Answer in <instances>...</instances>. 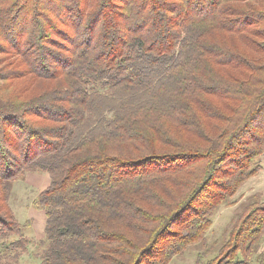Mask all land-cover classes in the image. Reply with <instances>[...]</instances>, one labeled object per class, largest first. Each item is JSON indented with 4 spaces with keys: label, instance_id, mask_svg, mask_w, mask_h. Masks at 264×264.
I'll use <instances>...</instances> for the list:
<instances>
[{
    "label": "trees",
    "instance_id": "1",
    "mask_svg": "<svg viewBox=\"0 0 264 264\" xmlns=\"http://www.w3.org/2000/svg\"><path fill=\"white\" fill-rule=\"evenodd\" d=\"M264 154V0H0V264L28 250L14 183L42 172L37 264H169ZM264 199L196 264H264Z\"/></svg>",
    "mask_w": 264,
    "mask_h": 264
},
{
    "label": "rangeland",
    "instance_id": "2",
    "mask_svg": "<svg viewBox=\"0 0 264 264\" xmlns=\"http://www.w3.org/2000/svg\"><path fill=\"white\" fill-rule=\"evenodd\" d=\"M261 161L262 159L259 160L258 163L263 164ZM259 174H261V170L257 174L258 177ZM251 181L252 180H248L239 189L236 194V203L233 206H221L214 213L212 226L207 232L206 246L203 247L201 244L192 245L182 255L174 256L169 264H196L197 255L206 251L207 253H204L201 259L202 262L216 255V250L229 228L230 219L241 210L244 205L251 201L252 195L258 193L256 190H259L261 198L264 199V176L256 185H253V188L250 186ZM48 182L49 178L47 174L36 171L31 173L26 172L13 185L9 204L14 216L21 223L27 220L30 223V225L23 230V234L29 240L30 244L28 250L21 255L18 264H37L38 254L40 255L44 247V244H42L44 215L43 212L37 211L32 207V201L36 198L37 194L48 185ZM262 246L264 248V242Z\"/></svg>",
    "mask_w": 264,
    "mask_h": 264
},
{
    "label": "crops",
    "instance_id": "3",
    "mask_svg": "<svg viewBox=\"0 0 264 264\" xmlns=\"http://www.w3.org/2000/svg\"><path fill=\"white\" fill-rule=\"evenodd\" d=\"M262 159V161L261 162H263V164H259L260 166H261V174H259V177H258V175L257 176H255V177H252L251 179H249V180H252L251 181V187L253 188L254 186L253 185H256V183L260 180V179H262V177L264 176V154L261 156V158H260V160ZM263 175V176H262ZM250 182V181H249ZM254 190H256V189H254ZM256 192H258L259 193V190H256Z\"/></svg>",
    "mask_w": 264,
    "mask_h": 264
}]
</instances>
